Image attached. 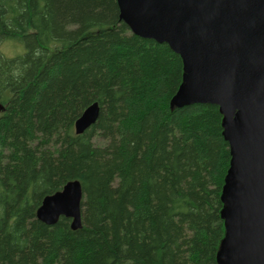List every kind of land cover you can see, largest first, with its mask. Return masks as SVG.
<instances>
[{
    "label": "trees",
    "instance_id": "16d2710c",
    "mask_svg": "<svg viewBox=\"0 0 264 264\" xmlns=\"http://www.w3.org/2000/svg\"><path fill=\"white\" fill-rule=\"evenodd\" d=\"M183 78L117 0H0V264H218L230 145L218 105L172 104ZM71 180L82 226L39 220Z\"/></svg>",
    "mask_w": 264,
    "mask_h": 264
},
{
    "label": "water",
    "instance_id": "95a60500",
    "mask_svg": "<svg viewBox=\"0 0 264 264\" xmlns=\"http://www.w3.org/2000/svg\"><path fill=\"white\" fill-rule=\"evenodd\" d=\"M121 18L143 38L181 55L177 108L216 104L231 161L221 199L225 235L218 264H264V0H117ZM4 105L0 102V114ZM97 102L76 120L77 134L98 119ZM82 184L44 197L37 218L82 226Z\"/></svg>",
    "mask_w": 264,
    "mask_h": 264
},
{
    "label": "rangeland",
    "instance_id": "374dc122",
    "mask_svg": "<svg viewBox=\"0 0 264 264\" xmlns=\"http://www.w3.org/2000/svg\"><path fill=\"white\" fill-rule=\"evenodd\" d=\"M19 42V41H17ZM13 40H8L3 44V52L8 56H16L26 51V47L23 43H17Z\"/></svg>",
    "mask_w": 264,
    "mask_h": 264
}]
</instances>
